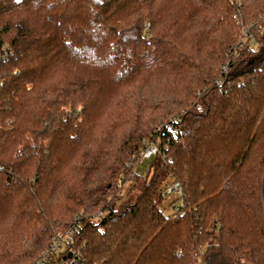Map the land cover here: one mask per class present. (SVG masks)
<instances>
[{
	"label": "trees",
	"instance_id": "16d2710c",
	"mask_svg": "<svg viewBox=\"0 0 264 264\" xmlns=\"http://www.w3.org/2000/svg\"><path fill=\"white\" fill-rule=\"evenodd\" d=\"M74 226L85 264H264V0H0V264Z\"/></svg>",
	"mask_w": 264,
	"mask_h": 264
},
{
	"label": "built area",
	"instance_id": "2783aa9c",
	"mask_svg": "<svg viewBox=\"0 0 264 264\" xmlns=\"http://www.w3.org/2000/svg\"><path fill=\"white\" fill-rule=\"evenodd\" d=\"M157 150L155 145L147 146L141 157V161L156 155ZM164 190L167 196H174L176 198L181 195V185L177 181L167 184ZM92 218L94 220L97 219V215H94ZM75 227L54 235L49 247L34 264H85L82 260V254L76 246Z\"/></svg>",
	"mask_w": 264,
	"mask_h": 264
},
{
	"label": "rangeland",
	"instance_id": "374dc122",
	"mask_svg": "<svg viewBox=\"0 0 264 264\" xmlns=\"http://www.w3.org/2000/svg\"><path fill=\"white\" fill-rule=\"evenodd\" d=\"M237 6L238 7H240V4L238 3L237 4ZM237 16H238V18H237V20H240V22H242V24H243V13L241 12V9L240 8H238V10H237ZM246 30H247V27H246ZM246 30H244V34H246ZM148 163H149V161L147 160V161H145L141 166H140V168H138L137 169V171L138 172H140L141 170H143L144 168H147V166H148ZM132 185V183H128V184H126L125 185V190L127 189V188H129L130 186ZM175 197L174 196H168L166 199H165V201H164V203H163V209H164V211H165V213L167 214V215H169V214H172L173 212H174V208L171 206V205H169V203L174 199ZM93 219V218H92ZM95 220H97V219H95ZM68 230V229H67ZM67 230H65V231H67ZM64 231V232H65ZM59 233H62V232H59ZM56 235V234H55ZM52 240V239H51ZM51 243V242H50ZM50 245V244H49ZM49 245H48V247H49ZM47 247V248H48ZM46 248V249H47ZM45 249V250H46ZM44 250V251H45ZM43 251V252H44ZM42 252V253H43ZM36 262V261H35ZM34 262V263H35Z\"/></svg>",
	"mask_w": 264,
	"mask_h": 264
},
{
	"label": "snow or ice",
	"instance_id": "6c2138e0",
	"mask_svg": "<svg viewBox=\"0 0 264 264\" xmlns=\"http://www.w3.org/2000/svg\"><path fill=\"white\" fill-rule=\"evenodd\" d=\"M253 51H255V50H253Z\"/></svg>",
	"mask_w": 264,
	"mask_h": 264
}]
</instances>
